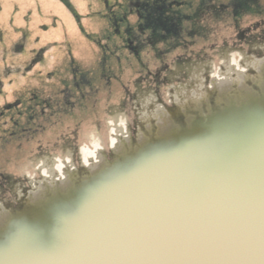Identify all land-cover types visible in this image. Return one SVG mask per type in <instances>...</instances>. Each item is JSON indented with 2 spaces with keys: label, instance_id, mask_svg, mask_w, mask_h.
I'll list each match as a JSON object with an SVG mask.
<instances>
[{
  "label": "rangeland",
  "instance_id": "1",
  "mask_svg": "<svg viewBox=\"0 0 264 264\" xmlns=\"http://www.w3.org/2000/svg\"><path fill=\"white\" fill-rule=\"evenodd\" d=\"M160 1L0 0V219L123 158L157 117L181 121V103L205 111L221 94L260 91L264 0ZM143 12L185 17L180 36L129 49L128 37L136 45L151 31L141 29Z\"/></svg>",
  "mask_w": 264,
  "mask_h": 264
},
{
  "label": "water",
  "instance_id": "2",
  "mask_svg": "<svg viewBox=\"0 0 264 264\" xmlns=\"http://www.w3.org/2000/svg\"><path fill=\"white\" fill-rule=\"evenodd\" d=\"M185 113L7 221L0 264H264V89Z\"/></svg>",
  "mask_w": 264,
  "mask_h": 264
},
{
  "label": "flooded vegetation",
  "instance_id": "3",
  "mask_svg": "<svg viewBox=\"0 0 264 264\" xmlns=\"http://www.w3.org/2000/svg\"><path fill=\"white\" fill-rule=\"evenodd\" d=\"M163 1L164 0H161L160 2L162 3ZM175 2H178V1H173L170 4H167V6L170 7ZM205 2H201V4H203L202 7L205 6ZM251 2L252 1H249V0H246V1L236 0V1H234V3H232V5L234 7H236L238 5L237 8H242L244 6H246V7L250 6V3ZM162 4L164 5L165 3H162ZM205 8H207V7H205ZM144 9L145 8L143 7V10ZM145 11L146 12H149L148 10H145ZM146 12H143V14L139 15V18H140V20L143 23V27H141V29H144L146 31L147 30H151L149 33H147V36L145 37V41H138V44H136V45L133 44V42L131 41V38H129V37L127 38V41H126L127 47L129 49L135 50V52H137V53H138V49H140V47L142 48L143 46H147L148 43H149V45H151V46L154 47L155 44H158L161 41L164 45H169L170 46V41H169L170 38L171 37L178 38L177 36H180V34H179L178 31L175 32L176 25L179 24L180 22L182 23V20L185 19V17H168V16H163V15H161L159 13H156V12H155V15H151V13H146ZM200 12L202 13V9L201 10L197 9L195 11V13L197 15H193V16H191V18L194 17L193 19H196L198 17H201L200 16ZM175 20H177V21H175ZM192 27L195 28V29H197L196 22H193V26ZM158 31L159 32L161 31L160 33L162 35L159 34ZM126 34L127 35H130L131 34V31L128 32V29H127L126 30ZM131 36H132V34H131ZM175 45H172L168 49L174 48ZM178 106L180 107V105H178ZM188 109L189 110H186L185 109L186 110L185 112H187V111L190 112V108H188ZM185 112L183 113L184 115L186 114Z\"/></svg>",
  "mask_w": 264,
  "mask_h": 264
},
{
  "label": "bare ground",
  "instance_id": "4",
  "mask_svg": "<svg viewBox=\"0 0 264 264\" xmlns=\"http://www.w3.org/2000/svg\"><path fill=\"white\" fill-rule=\"evenodd\" d=\"M263 62L262 61H254V59L252 60L253 66H255V68L258 69V70H260ZM261 78L262 77H261V74H260L259 77L254 78V81H258L259 82L258 84L260 85L261 89H264V81H262ZM238 81L240 82L241 80H238ZM217 82H218L219 88H221L222 91H225V90L228 89V87H230V84H226L225 81L219 80ZM239 87H241V85H239ZM245 95L246 94L240 95V96L245 97ZM240 96H236L234 98L242 99V97H240ZM220 98L222 99V101H226V100L229 99V97H226L223 94H221ZM192 101L195 102V103H197V101H198L197 95H196V97H193L192 98ZM190 102H191V100L189 101V103ZM187 105H188L187 103H186V105L184 103L183 104L181 103L180 104L181 110H183L185 112L186 111L185 108L187 107ZM173 126L174 125H173V123L171 122V120L169 118H166L164 116H159V117H157L156 134L157 135H166L167 133H169L171 131V129L173 128ZM149 132H150V130L148 131V133ZM148 133H147V135H148ZM147 135L140 136L139 137V141L142 142L146 138ZM6 223H7V217H6V215H4L0 219V228L3 227Z\"/></svg>",
  "mask_w": 264,
  "mask_h": 264
},
{
  "label": "clouds",
  "instance_id": "5",
  "mask_svg": "<svg viewBox=\"0 0 264 264\" xmlns=\"http://www.w3.org/2000/svg\"><path fill=\"white\" fill-rule=\"evenodd\" d=\"M233 63H235V61H233ZM241 71H244L243 69H241ZM121 126L123 127L124 126V121H121ZM112 143V145H115V141H112L111 142ZM92 158L93 160L95 159V153L94 152H90L89 154H88V157H82V159H83V163H84V165L85 166H87L88 165V158ZM62 167V166H61Z\"/></svg>",
  "mask_w": 264,
  "mask_h": 264
}]
</instances>
